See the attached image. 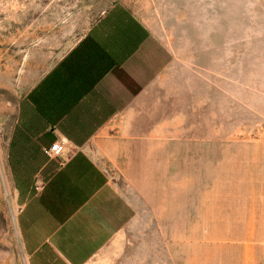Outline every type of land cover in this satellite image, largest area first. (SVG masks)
Returning a JSON list of instances; mask_svg holds the SVG:
<instances>
[{
    "label": "rangeland",
    "instance_id": "obj_1",
    "mask_svg": "<svg viewBox=\"0 0 264 264\" xmlns=\"http://www.w3.org/2000/svg\"><path fill=\"white\" fill-rule=\"evenodd\" d=\"M115 4L169 50L161 85L170 132L160 174L147 164L145 184L161 195L157 216L173 254L184 264L190 246L210 264H233L240 239L264 237V0H0V264H28L16 224L27 194L8 148L19 104Z\"/></svg>",
    "mask_w": 264,
    "mask_h": 264
},
{
    "label": "crops",
    "instance_id": "obj_2",
    "mask_svg": "<svg viewBox=\"0 0 264 264\" xmlns=\"http://www.w3.org/2000/svg\"><path fill=\"white\" fill-rule=\"evenodd\" d=\"M169 58L162 41L115 4L29 88L8 145L14 180L27 194L16 224L28 264H178L157 216L161 195L145 184L147 164L160 174L170 132L161 85ZM56 140L64 144L60 163L42 150ZM253 239L234 245L233 264H264V237ZM207 259L189 246L184 264Z\"/></svg>",
    "mask_w": 264,
    "mask_h": 264
},
{
    "label": "built area",
    "instance_id": "obj_3",
    "mask_svg": "<svg viewBox=\"0 0 264 264\" xmlns=\"http://www.w3.org/2000/svg\"><path fill=\"white\" fill-rule=\"evenodd\" d=\"M44 154L51 160H54L57 163H60V158L64 150V144L61 140H56L52 142L49 146L44 147Z\"/></svg>",
    "mask_w": 264,
    "mask_h": 264
}]
</instances>
